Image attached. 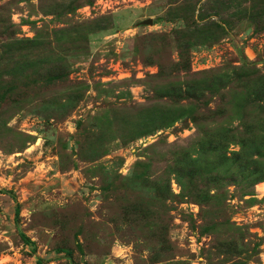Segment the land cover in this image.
<instances>
[{
    "label": "rangeland",
    "instance_id": "1",
    "mask_svg": "<svg viewBox=\"0 0 264 264\" xmlns=\"http://www.w3.org/2000/svg\"><path fill=\"white\" fill-rule=\"evenodd\" d=\"M0 264H264V0H0Z\"/></svg>",
    "mask_w": 264,
    "mask_h": 264
},
{
    "label": "trees",
    "instance_id": "2",
    "mask_svg": "<svg viewBox=\"0 0 264 264\" xmlns=\"http://www.w3.org/2000/svg\"><path fill=\"white\" fill-rule=\"evenodd\" d=\"M59 252H60V251H59ZM65 254H66V256H70V251L65 250Z\"/></svg>",
    "mask_w": 264,
    "mask_h": 264
},
{
    "label": "water",
    "instance_id": "3",
    "mask_svg": "<svg viewBox=\"0 0 264 264\" xmlns=\"http://www.w3.org/2000/svg\"><path fill=\"white\" fill-rule=\"evenodd\" d=\"M145 23H150V21H145Z\"/></svg>",
    "mask_w": 264,
    "mask_h": 264
}]
</instances>
